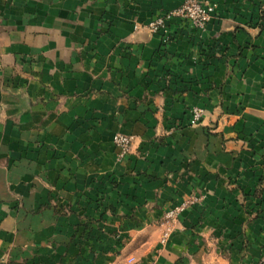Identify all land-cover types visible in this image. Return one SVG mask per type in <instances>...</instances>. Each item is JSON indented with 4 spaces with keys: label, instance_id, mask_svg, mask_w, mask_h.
I'll return each instance as SVG.
<instances>
[{
    "label": "crops",
    "instance_id": "1",
    "mask_svg": "<svg viewBox=\"0 0 264 264\" xmlns=\"http://www.w3.org/2000/svg\"><path fill=\"white\" fill-rule=\"evenodd\" d=\"M202 1L0 0V264H258L264 0Z\"/></svg>",
    "mask_w": 264,
    "mask_h": 264
},
{
    "label": "built area",
    "instance_id": "2",
    "mask_svg": "<svg viewBox=\"0 0 264 264\" xmlns=\"http://www.w3.org/2000/svg\"><path fill=\"white\" fill-rule=\"evenodd\" d=\"M214 11V4L202 0H183V2L172 9L163 12L158 17L151 19L144 26L150 33L165 32V21L170 18H178L188 22L192 27L196 29H202L211 14ZM137 26L134 25L133 28ZM202 116V109L200 107H192L189 110L188 124L193 125L200 121ZM131 137L129 135L114 133L111 137L113 146L117 149V157L121 158L128 152ZM199 200V196L188 195L183 198L181 202L173 207L166 209L161 216L159 222L160 232L159 240L164 243L170 232L172 231L174 224L178 220L179 214L190 205H193ZM258 264H264V252L262 253Z\"/></svg>",
    "mask_w": 264,
    "mask_h": 264
}]
</instances>
